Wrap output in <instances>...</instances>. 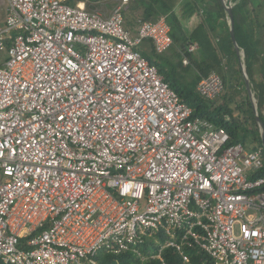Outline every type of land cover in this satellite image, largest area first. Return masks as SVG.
Returning a JSON list of instances; mask_svg holds the SVG:
<instances>
[{
  "label": "built area",
  "instance_id": "obj_1",
  "mask_svg": "<svg viewBox=\"0 0 264 264\" xmlns=\"http://www.w3.org/2000/svg\"><path fill=\"white\" fill-rule=\"evenodd\" d=\"M101 3L0 1L1 262L96 264L156 238L142 260L165 264L171 248L183 263L189 249L264 264L263 149L193 117L136 51L144 40L170 49L165 17L137 20L133 39L129 0ZM196 91L213 100L224 83L212 73Z\"/></svg>",
  "mask_w": 264,
  "mask_h": 264
},
{
  "label": "trees",
  "instance_id": "obj_2",
  "mask_svg": "<svg viewBox=\"0 0 264 264\" xmlns=\"http://www.w3.org/2000/svg\"><path fill=\"white\" fill-rule=\"evenodd\" d=\"M96 1L98 0H68V3L76 5L85 2L84 5L88 8ZM132 1L135 7H130L129 4L127 9L134 12L138 9L136 6H140L143 21L154 22L165 17L170 27L173 45L163 54L157 55L153 49L157 57L156 61H151L147 57L146 59L156 66L164 81L179 98L192 108L193 117L208 120L216 128L224 129L230 137V144L245 146L250 143L252 150L262 148L258 124L245 88L240 62L230 37L223 0ZM231 3L234 37L244 53L250 90L257 111H259V117L264 124V116L260 113L262 105L264 106V24L259 23L258 19V15L261 14L260 10L264 6V0H231ZM92 6H96V3ZM124 10L126 11V7ZM125 24L131 25L128 19ZM256 27L260 30L256 31ZM188 29L191 31L188 32ZM194 43H197L196 52L189 53L187 48ZM183 57L188 58V65H183ZM3 58L4 54L0 53V60ZM223 69L229 72L228 77L222 75ZM212 73L217 74L225 85V95L220 97L223 91L217 97H220L218 100L217 98L206 100L196 91L198 82ZM241 92L243 99L237 100ZM225 117H229V121ZM248 123H252L253 126L249 127ZM258 175L264 176V169ZM157 242H159L158 239L150 238L119 254L99 253L95 261L96 264H161L159 260L140 258H150L156 254L159 249ZM186 251L190 256V263H183L171 248H164L161 256L165 264H200L203 261L211 264L204 255H196L189 249ZM0 264L4 263L0 261Z\"/></svg>",
  "mask_w": 264,
  "mask_h": 264
},
{
  "label": "rangeland",
  "instance_id": "obj_3",
  "mask_svg": "<svg viewBox=\"0 0 264 264\" xmlns=\"http://www.w3.org/2000/svg\"><path fill=\"white\" fill-rule=\"evenodd\" d=\"M1 1V0H0ZM102 1V0H101ZM101 1L100 0H98V1H96V2H94V3H96V6H92V4H94V3H91L90 5H89V7H91V9H93V10H96V8H100V5H102L103 6V3H101ZM115 1H117V0H114V2ZM130 1V0H129ZM227 0H223V2H226ZM84 4H85V2H84ZM130 4V7L131 6H134L135 4L133 3V1L131 0V2H129L127 5H129ZM113 5V4H112ZM88 7V8H89ZM108 7L110 8V5H108ZM135 7V6H134ZM136 7H138V9H136L134 12H132L131 10H129V9H127V6H126V13L124 14L125 15V21L128 19L129 20V22L131 23V25L130 26H128V25H126L125 24V28L130 32V35H131V38H135L136 36H137V29H138V24H137V20H139V19H141V12H142V8L140 7V6H136ZM133 10V9H132ZM5 11H6V6L5 5H2V4H0V26H4V21H5V17H6V13H5ZM260 15H258V19H259V23H261V24H264V6H263V8H261V10H260ZM128 26V27H127ZM188 32L189 31H191V29H188L187 30ZM195 44V43H194ZM190 46V45H189ZM188 46V47H189ZM187 50H188V48H187ZM142 57H144L145 59H146V57L147 58H149L151 61H156L157 60V57H156V55L154 54V51H153V45H152V43H151V41H149V40H144V41H142V43L137 47V50H136ZM153 51V52H152ZM196 52V51H195ZM194 52V53H195ZM148 60V59H147ZM191 70H193V69H191ZM222 75H224V76H226V77H228L229 76V72L228 71H224V69L222 70ZM184 85H186V84H184ZM187 86V85H186ZM188 87V86H187ZM224 89H225V85H224ZM225 92H226V90H224V92L221 94V96L220 97H222V96H224L225 95ZM220 97L219 98H217V100L218 99H220ZM241 98L243 99V93L241 92V95H240V97H238L237 98V100H241ZM236 103H238V102H236ZM256 104V103H255ZM234 107V106H233ZM261 110H263V108L261 109ZM237 112V111H236ZM235 114V113H234ZM242 118V117H241ZM243 119H241V121H242ZM249 122V121H248ZM249 127H252L253 126V124L252 123H248L247 124ZM254 128V127H253Z\"/></svg>",
  "mask_w": 264,
  "mask_h": 264
},
{
  "label": "water",
  "instance_id": "obj_4",
  "mask_svg": "<svg viewBox=\"0 0 264 264\" xmlns=\"http://www.w3.org/2000/svg\"><path fill=\"white\" fill-rule=\"evenodd\" d=\"M224 4L226 13H227V18H228V28H229V33H230V37L233 43V47L234 50L237 54V57L239 59L240 62V68H241V72H242V77L245 83V88L247 90L248 93V97L252 106V111L253 114L255 116L256 119V123L258 124V128H259V132H260V136H261V142H262V147L264 149V124L261 120V118L259 117V112L257 111V107L255 104V100L253 98L252 92L250 90V84H249V78L246 72V66H245V60H244V53L240 50L239 46L236 43L235 37H234V18H233V13H232V3L231 0H227L226 4Z\"/></svg>",
  "mask_w": 264,
  "mask_h": 264
},
{
  "label": "crops",
  "instance_id": "obj_5",
  "mask_svg": "<svg viewBox=\"0 0 264 264\" xmlns=\"http://www.w3.org/2000/svg\"><path fill=\"white\" fill-rule=\"evenodd\" d=\"M261 1H263V0H261ZM223 3H225V2H223ZM260 3H262V2H260ZM227 20H228V18H227ZM227 23H228V21H227ZM255 30L256 31H259L260 29L258 28V27H256L255 28ZM193 53V52H192ZM257 107V106H256ZM263 108V110H261ZM261 109H260V113H261V115L262 116H264V106L262 105V107H261ZM259 112V111H258ZM248 145H245L246 146V149L247 150H252V145L250 144V143H247Z\"/></svg>",
  "mask_w": 264,
  "mask_h": 264
},
{
  "label": "clouds",
  "instance_id": "obj_6",
  "mask_svg": "<svg viewBox=\"0 0 264 264\" xmlns=\"http://www.w3.org/2000/svg\"><path fill=\"white\" fill-rule=\"evenodd\" d=\"M195 51H196V50H195ZM195 51H194V52H195ZM194 52H193V53H194ZM187 59H188V58H187ZM243 146H244V145H243ZM244 147L246 148V146H244ZM262 149H263V147H262ZM263 151H264V149H263ZM263 157H264V152H263ZM0 261H1V260H0ZM2 263H3V262H2Z\"/></svg>",
  "mask_w": 264,
  "mask_h": 264
}]
</instances>
